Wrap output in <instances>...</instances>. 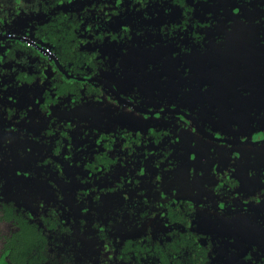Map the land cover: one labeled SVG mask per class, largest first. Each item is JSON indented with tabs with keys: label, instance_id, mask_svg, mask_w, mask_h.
<instances>
[{
	"label": "flooded vegetation",
	"instance_id": "1",
	"mask_svg": "<svg viewBox=\"0 0 264 264\" xmlns=\"http://www.w3.org/2000/svg\"><path fill=\"white\" fill-rule=\"evenodd\" d=\"M226 5L0 0V206L31 211L48 264H228L213 219L200 213L247 212L242 204L264 201V168L256 186L241 190L236 153L199 148L188 131L228 145L264 143V132L260 140L216 135L196 108L181 105L184 91L199 87L191 67L214 48L210 31L226 29L216 41L228 57L264 45L258 36L248 47V35L230 44L239 24L261 27L264 11L231 22ZM254 70L259 76L264 62ZM172 78L174 92L158 94L156 86ZM125 107L146 118L131 121ZM199 150L207 161L197 160ZM31 199L37 203L30 207ZM17 229L0 218V264H16L3 248Z\"/></svg>",
	"mask_w": 264,
	"mask_h": 264
},
{
	"label": "rangeland",
	"instance_id": "2",
	"mask_svg": "<svg viewBox=\"0 0 264 264\" xmlns=\"http://www.w3.org/2000/svg\"><path fill=\"white\" fill-rule=\"evenodd\" d=\"M261 15L257 13L256 19H259ZM249 16L252 17V15ZM261 24L263 25L264 22L262 21ZM262 25L261 27L256 26L249 20L239 24L241 30L233 33V36L230 34V44H236L235 38H242L244 35L250 37L245 40L247 46L252 43L258 44L253 39L264 36V31H257L258 29L264 30ZM225 31L226 29H214L209 32V44H214V48H208L207 53L202 57V64H194L191 67L193 78L200 84L197 88L184 91L189 96L182 100L181 105L194 113L197 109L196 114L200 116H198L199 119L216 135L223 137L247 135L259 139L264 132V71H260L259 76L258 71L254 73L253 71H255L254 66L264 62V45H260L261 47L255 50L252 49L250 56H245L241 50L240 57L237 54L235 57H228V51L223 50L221 44L218 45L216 41L217 37ZM232 51L234 52L235 49L233 48ZM246 53L248 54L249 51L246 50ZM260 67L263 69L262 64ZM113 82H115L114 79ZM163 86L165 90L160 89ZM119 87L123 88L122 84ZM176 87L177 84L172 78L165 84H161V87L157 85L156 89L158 94L165 95V91L172 94ZM256 100H258L257 103ZM180 101L170 100L168 102L173 104ZM143 103L148 106H164L163 102L159 104L157 101H150L148 103L146 99ZM169 103L167 105H171ZM227 109L229 111L226 112ZM129 112V109L125 107L124 113L131 121L135 123L144 121L145 116ZM188 135L195 138V144H198L199 148L213 147L218 154L224 152L230 154L231 151L236 153L238 164L240 163L236 173L241 174V190L257 184L258 175L264 168V143L228 145L203 137L195 131H188ZM196 158L199 161H207L209 156L199 150ZM215 160L221 161L222 159L217 156ZM82 176L83 173L79 178ZM43 187L46 188L44 185ZM41 188V185H37L36 191ZM35 203L37 199H31L27 204L31 207ZM200 214L204 218L213 219L211 232L221 238L218 248L226 263L260 264L257 261V254L260 253L264 257V221L258 214L217 210Z\"/></svg>",
	"mask_w": 264,
	"mask_h": 264
},
{
	"label": "trees",
	"instance_id": "3",
	"mask_svg": "<svg viewBox=\"0 0 264 264\" xmlns=\"http://www.w3.org/2000/svg\"><path fill=\"white\" fill-rule=\"evenodd\" d=\"M222 1L227 2L226 12L228 13V16L226 15L227 17L224 18V20L229 18L231 22L240 19L242 11L246 13L245 15H256L257 13L264 11V9L261 8V4L256 0H254L255 3H253L254 1L250 3V0ZM183 9L185 11L188 10V15H190L189 5L188 8L184 6ZM206 11L208 10L206 9ZM238 13L239 15H237ZM63 14L64 11H59L55 15ZM195 19L198 20L197 26L203 29L204 27L202 26L203 24L205 25V23L200 22V15H196ZM215 19L221 20L218 17H214V20ZM230 26L232 27V25ZM0 211L1 219L5 218L7 220H14L15 224L19 226V229H17V231L9 239L8 244L6 242L3 248L4 251L10 253L9 256L12 258V260L15 261L16 264H48L46 257L39 255L40 252L45 250L46 243L45 241L41 242L42 235L40 232V227L36 223L29 221L30 217L32 216L31 211L28 209H19L12 202H1ZM9 245H11V247ZM19 253H21V255Z\"/></svg>",
	"mask_w": 264,
	"mask_h": 264
},
{
	"label": "water",
	"instance_id": "4",
	"mask_svg": "<svg viewBox=\"0 0 264 264\" xmlns=\"http://www.w3.org/2000/svg\"><path fill=\"white\" fill-rule=\"evenodd\" d=\"M256 43L260 42V40L256 39L255 41ZM168 109V108H167ZM166 109V111H167ZM165 112V111H164ZM175 112H178V110L176 109ZM188 116L191 117V115L188 114ZM210 134V133H208ZM221 140H226L228 142H236V141H233V140H230L229 139H225V138H220ZM251 141H248V139H241V143H250ZM263 206H264V201L260 202V203H246V204H242L241 205V211H244L246 210L247 212H251V213H254V214H262L264 216V209H263Z\"/></svg>",
	"mask_w": 264,
	"mask_h": 264
}]
</instances>
